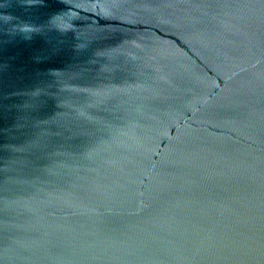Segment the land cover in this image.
I'll use <instances>...</instances> for the list:
<instances>
[{
	"label": "water",
	"instance_id": "1",
	"mask_svg": "<svg viewBox=\"0 0 264 264\" xmlns=\"http://www.w3.org/2000/svg\"><path fill=\"white\" fill-rule=\"evenodd\" d=\"M0 264H264V0H0Z\"/></svg>",
	"mask_w": 264,
	"mask_h": 264
}]
</instances>
